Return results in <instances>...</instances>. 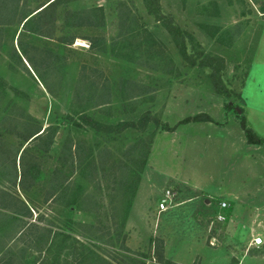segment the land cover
<instances>
[{
    "label": "rangeland",
    "instance_id": "rangeland-1",
    "mask_svg": "<svg viewBox=\"0 0 264 264\" xmlns=\"http://www.w3.org/2000/svg\"><path fill=\"white\" fill-rule=\"evenodd\" d=\"M47 1L20 0L16 11ZM158 1L193 65L143 0H62L53 39L27 33L17 17L0 24V130L5 116H27L42 129L56 127L52 153L70 138L109 155L98 188L79 177L100 212L56 217L72 238L140 262L146 259L137 253L156 250L173 264H264V145L249 144L239 125L243 117L264 140V0ZM70 34V45L56 41ZM18 144L7 138L11 152ZM120 165L138 179L115 236L107 213ZM167 188L175 205L156 216ZM30 198L38 229L50 214L43 192ZM7 208L17 209L12 197L0 211ZM25 236L23 246L36 247L34 227ZM255 237L260 248L250 244ZM123 245L133 253L119 250ZM7 261L0 255V264Z\"/></svg>",
    "mask_w": 264,
    "mask_h": 264
},
{
    "label": "trees",
    "instance_id": "trees-1",
    "mask_svg": "<svg viewBox=\"0 0 264 264\" xmlns=\"http://www.w3.org/2000/svg\"><path fill=\"white\" fill-rule=\"evenodd\" d=\"M143 1L148 14L156 22L162 23L173 37L181 54L190 60V57L186 56L185 45L179 40L180 29L172 24L170 19L162 16L159 11V1ZM61 2L62 0H48L33 12L19 9L17 13L16 8L20 0H0V24L7 25L17 17L21 28L27 33L53 39L57 9ZM30 26H34L33 30L29 29ZM67 32L70 33L71 30L68 29ZM72 40L73 36L70 34L68 38L58 37L56 41L61 45H70ZM189 62L191 65L194 64V60ZM213 62L217 65L222 64L219 59ZM215 72L217 73L218 69H215ZM35 76L40 81V77ZM211 76L214 77L212 74ZM213 83L219 84V80ZM4 118L6 119L2 120V131L0 130V206H5L12 197L17 208L0 211V255L8 259L5 264H173L164 260L160 251L148 250L147 255L137 253L147 261L140 262L132 257L97 249L92 243L93 240L88 238H85L88 243L72 238L70 233L66 232L68 226L64 227L58 223L56 217H60L59 214L65 212H100L99 200L85 193L87 188L79 183V177L84 173L87 181L94 183L92 188H98L99 176L105 172L104 161H108L109 155L98 157L89 147L84 150L83 146H74L70 138L65 140L58 151L52 153L56 127L48 126L42 129L41 124L27 116ZM239 125L249 144L264 145V140L256 137L248 129L243 117L239 119ZM9 136H15L19 140L14 152H11L7 146ZM149 142L151 143V140ZM17 155L19 156L16 167ZM51 159H54V162L50 167L46 164ZM83 162L87 164L85 170L82 168ZM121 165L117 167L114 176L115 194L108 201L107 214L115 236H119L122 232L121 228L125 224L138 179L134 170L127 165L123 167ZM6 189H12V194H7ZM13 189H17V193ZM41 192L44 196L42 204L50 215L46 219L47 224L37 229L30 220L31 211L35 213L34 208L36 209L30 196ZM76 224L85 232L97 233V229L92 224ZM33 227L36 232L33 241L36 247L23 246L27 240L22 238L26 237L25 235ZM124 240L125 238L122 237L120 243H124ZM118 249L125 253H133L124 245ZM70 257H74L75 260L70 262L68 260Z\"/></svg>",
    "mask_w": 264,
    "mask_h": 264
},
{
    "label": "built area",
    "instance_id": "built-area-1",
    "mask_svg": "<svg viewBox=\"0 0 264 264\" xmlns=\"http://www.w3.org/2000/svg\"><path fill=\"white\" fill-rule=\"evenodd\" d=\"M174 200H175V193L169 188L164 189L156 205V209H155L156 216H159L162 213L173 208L175 205ZM220 206L223 208L225 207V204L221 203ZM218 219L222 220L220 216L218 217ZM250 244L255 248H259L262 245V242L259 237H255L252 239Z\"/></svg>",
    "mask_w": 264,
    "mask_h": 264
},
{
    "label": "crops",
    "instance_id": "crops-1",
    "mask_svg": "<svg viewBox=\"0 0 264 264\" xmlns=\"http://www.w3.org/2000/svg\"><path fill=\"white\" fill-rule=\"evenodd\" d=\"M174 129H175V128H174ZM174 132H175V131L173 130V134H174ZM259 248H260V247H259Z\"/></svg>",
    "mask_w": 264,
    "mask_h": 264
}]
</instances>
